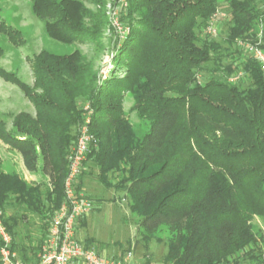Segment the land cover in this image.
<instances>
[{
	"label": "trees",
	"instance_id": "trees-1",
	"mask_svg": "<svg viewBox=\"0 0 264 264\" xmlns=\"http://www.w3.org/2000/svg\"><path fill=\"white\" fill-rule=\"evenodd\" d=\"M28 1L45 35L60 44L102 48L104 28L114 31L105 12L109 0H89L95 10L80 0ZM219 1L126 0L118 18L125 34L115 37L106 77L78 49L37 54L32 86L0 67V78L17 86L34 110L12 116L9 129L0 120V142L30 174L46 180L28 183L5 172L0 161L1 221L12 252L16 227L35 216L44 231L32 255L37 263L50 219L64 202L66 158L88 105L94 141L76 192L85 177L125 190L144 233L171 232L166 264H264V237L252 225L254 218L264 221V73L247 53L221 66L215 62L221 43L200 39ZM223 1V42L256 43L261 34L264 53V10L254 0ZM0 34L13 46L25 44L21 32L1 19ZM236 74L246 87L241 78L230 82ZM126 95L145 123L141 136L126 119ZM31 259L21 253L23 263Z\"/></svg>",
	"mask_w": 264,
	"mask_h": 264
},
{
	"label": "rangeland",
	"instance_id": "rangeland-1",
	"mask_svg": "<svg viewBox=\"0 0 264 264\" xmlns=\"http://www.w3.org/2000/svg\"><path fill=\"white\" fill-rule=\"evenodd\" d=\"M80 1L90 10H95L89 0ZM115 2L116 0L106 1V14L107 11L115 8ZM254 2L259 9L264 10V0H254ZM218 10L227 16V3L220 0ZM117 12L119 18L120 10L118 11L117 9ZM0 19L7 26L21 32L25 40L24 45L13 46L5 36L0 34V48L3 50L0 67L6 71L15 72L18 78L28 86H32L34 82L32 75L33 59L42 50L56 55H68L78 49L88 61L93 62L95 70L98 69L99 74L103 75V77H106L112 68L113 46L116 44L114 40L118 32L113 31L108 26L102 31V48H97L93 44L88 43L65 45L49 39L45 35L43 22L33 15L28 0H0ZM227 21L228 17L219 19L218 35L216 38H210L216 39L221 43L220 53L215 60L221 66L230 64L238 55L243 57L245 54L238 46L228 47L223 42L228 28ZM119 24L121 34L123 26L120 22ZM204 37V34L200 35L201 40H204ZM230 56L233 58H230ZM208 77L209 74L204 75V78ZM240 84L243 88L248 84L247 80L242 76ZM132 106V97L126 95L123 101L126 119L132 130L141 136L144 132L145 123L137 118ZM33 111L32 105L24 97L23 92L17 86L0 78V120L5 122L6 128H10L12 116L19 112L33 113ZM0 161L5 172L19 173L20 162L18 155L3 147L1 142ZM89 169L90 167L85 170L86 174ZM17 175L20 177L19 174ZM34 179L36 181L29 180V183L38 184L43 182L39 176ZM80 190V193L90 200L94 207V210L88 215L89 217L91 216L88 226H85V219H83L77 228V234L84 245L97 253L111 257L124 264H166L164 257L167 253V241L168 237L171 236V232L167 228L161 227L153 234L144 233L139 227L137 218L130 213V199L125 190L106 189L87 177L83 179ZM252 225L253 232L261 231L264 237V221L254 218ZM15 234L16 246L14 253L20 261L21 253L32 258L24 264H33L35 258L32 255L36 250L38 241L44 235L40 221L35 216L27 217L23 223L16 227ZM259 244L261 251L264 253V243ZM103 251L105 252L103 253Z\"/></svg>",
	"mask_w": 264,
	"mask_h": 264
},
{
	"label": "built area",
	"instance_id": "built-area-1",
	"mask_svg": "<svg viewBox=\"0 0 264 264\" xmlns=\"http://www.w3.org/2000/svg\"><path fill=\"white\" fill-rule=\"evenodd\" d=\"M126 3V0H117L115 8L107 11L111 27L121 36H124L125 31L122 29V33L120 34L117 9L119 11L126 8ZM227 17L217 10L203 31L204 36L216 38L218 35L217 27L219 19ZM260 35H258L256 43L237 41L236 45L245 53L251 55L259 63L264 73V53L260 48ZM239 78H241V74H236L235 77L230 78V82L234 83ZM84 111L88 113V116L78 126L76 140L66 158L67 175L63 183L64 202L50 219L48 236L41 245L36 264H123L113 258L100 255L93 249L86 248L79 242L76 236L78 221L88 216L94 210L93 203L80 192H76L75 186L83 163L86 160V154L94 141L89 127L90 109L88 105L84 107ZM1 215L0 213V240L3 244L0 249L1 264H24L10 249L12 243L11 236L2 224Z\"/></svg>",
	"mask_w": 264,
	"mask_h": 264
},
{
	"label": "crops",
	"instance_id": "crops-1",
	"mask_svg": "<svg viewBox=\"0 0 264 264\" xmlns=\"http://www.w3.org/2000/svg\"><path fill=\"white\" fill-rule=\"evenodd\" d=\"M28 113H31V112H28ZM32 114V113H31ZM2 146L3 147H5L6 149H8V147L7 146H5V145H3L2 144ZM11 151V150H10ZM13 152V151H12ZM15 153V152H14ZM16 155H18V154H16ZM18 157H19V162H20V166H19V169H20V171H19V173H17V174H19L20 175V177L23 179V180H25L26 182H28L29 183V180H31V181H36L34 178H36V177H40L41 179H42V181L44 182V181H46L45 179H44V177L40 174V173H37V174H30L25 168H24V166H23V163H22V160H21V157L18 155ZM32 175V176H31ZM41 183V182H40ZM39 184V183H38ZM90 218H91V216L89 217V216H86V217H84V218H82V219H80L79 221H78V223H77V226H76V236H77V239L79 240V242L81 243V244H83L81 241H80V236L77 234V228H78V225H79V223L81 222V220H83V219H85V226H88V221L90 220ZM94 241H95V239H94ZM91 242H93V241H91ZM96 243V242H95ZM84 245V244H83ZM85 246V245H84ZM121 250V249H120ZM122 251V250H121ZM105 251H103V253H104ZM98 254H100V253H98ZM100 255H102V254H100ZM103 256H105V255H103ZM105 257H107V258H111V257H108V256H105ZM128 263V262H127ZM131 264V263H130Z\"/></svg>",
	"mask_w": 264,
	"mask_h": 264
}]
</instances>
